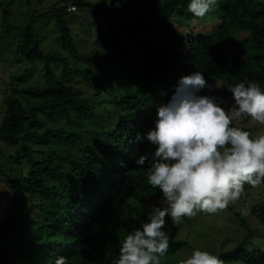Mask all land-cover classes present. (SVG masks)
Here are the masks:
<instances>
[{"label":"trees","instance_id":"obj_1","mask_svg":"<svg viewBox=\"0 0 264 264\" xmlns=\"http://www.w3.org/2000/svg\"><path fill=\"white\" fill-rule=\"evenodd\" d=\"M65 1L76 9H100L85 0ZM130 1L132 21L100 9L106 22L105 27L93 23L97 47L79 54L102 67L99 75L91 74L89 68L69 67L67 58L41 48L34 21L22 28L17 44L22 59L32 65L40 63L46 76L40 84L17 89L16 98L4 99L0 141L12 145L22 140L13 162L18 163L20 157L26 162L0 170V181L14 192L12 215L0 240L14 227L25 229L27 235L22 247L0 244V264H53L59 256L67 257V264H113L123 235L146 219L149 203L161 196L159 188L147 181V165L138 167L135 159L150 153L153 146L145 134L154 126L157 106L168 101L179 77L202 72L211 88L200 94L224 100L219 89L242 80L264 89V6L258 0H217L207 13L206 28H215L214 36L205 35L202 25L196 27L197 32L189 31L193 29L189 21L201 19L188 11L189 0ZM6 7L4 1L3 14L9 13ZM43 14L53 16L62 45L73 50L74 36L63 18L65 7L57 3ZM240 33L245 38H239ZM53 66L61 67L66 75L78 73L91 91L85 95L79 86L64 82ZM40 117L64 122L42 128ZM25 140L43 147L33 149ZM122 195L134 202L131 207L139 210V219L117 217L123 229L95 233L94 225L111 219ZM251 212L264 226V204L252 207ZM164 231L169 237L166 252L186 245L175 238L167 222ZM219 258L264 264V252L242 244Z\"/></svg>","mask_w":264,"mask_h":264},{"label":"clouds","instance_id":"obj_2","mask_svg":"<svg viewBox=\"0 0 264 264\" xmlns=\"http://www.w3.org/2000/svg\"><path fill=\"white\" fill-rule=\"evenodd\" d=\"M216 5L217 0H189L187 9L204 17ZM205 88L211 85L204 74L193 71L179 77L168 101L157 106L154 126L145 134L152 151L140 154L135 164L147 165L146 178L159 188L160 204L152 205L146 219L123 235L113 264H159L169 247L165 217L178 222L197 212L215 213L237 200L245 183L253 187L264 183V135L252 137L249 131L230 126L248 118L264 124V89L247 80L229 84L228 103L200 94ZM0 189L11 190L3 181ZM67 259L56 257L53 264H67ZM179 264L223 261L195 248Z\"/></svg>","mask_w":264,"mask_h":264},{"label":"rangeland","instance_id":"obj_3","mask_svg":"<svg viewBox=\"0 0 264 264\" xmlns=\"http://www.w3.org/2000/svg\"><path fill=\"white\" fill-rule=\"evenodd\" d=\"M5 1L9 13H2L3 2ZM100 9H105L122 16L128 21L133 20L134 12L131 9L132 3L130 0H85ZM264 6V0H258ZM0 125L3 120L4 111L6 109L4 99L7 97L16 98L15 91L32 84H40L45 77V71L40 63L35 62L34 65L24 61L17 49L18 40L22 32L24 24L32 20L39 31V43L41 48L48 53H55L61 58H67L69 67L73 65L81 69L89 68L90 73L99 75L102 72L100 65L85 61L79 57V54L89 53L95 45L97 31L94 21H97L101 27H105L106 15L100 9L91 11L84 7L77 8L74 13L66 11V4L69 1L62 0H0ZM65 7L63 18L67 23V27L72 36H74L73 50H69L62 45L59 37V31L54 26L53 16L47 15L44 17V12L52 8L56 4ZM41 9L38 14H34L33 10ZM40 16V17H39ZM44 17V18H42ZM189 20V19H188ZM192 30L197 32L198 25H202V30L207 36H214L217 32L215 28L207 29L210 17L206 14L198 21L191 19ZM178 29L188 31L187 28L178 26ZM207 29V30H206ZM206 30V31H205ZM239 38H245V35L240 33ZM247 47L243 49L246 51ZM78 53V56L76 55ZM52 69L64 82H70L83 89L85 95L91 91L86 80L74 73L66 75L62 72V68L53 66ZM215 87H218L216 84ZM219 93L225 95V101L231 102V94L227 89H219ZM24 98V97H22ZM227 107V104L223 105ZM42 128L45 126H58L64 121L59 118L48 121L44 117H40ZM232 125L248 129L252 137L264 135V124L252 121L250 118L242 121H233ZM23 144L19 140L17 144H6L0 141V170L17 168L20 164H24L26 159L20 157L19 162H13V157L19 151V145ZM24 144L28 147L38 150L43 145L34 140H25ZM152 147V146H151ZM150 147V148H151ZM153 148V147H152ZM152 148L150 152L152 151ZM2 177V175H0ZM162 195V194H161ZM160 197L153 198L149 203L152 205L160 204ZM134 204L127 200V196H119L114 204L112 217L107 222H97L93 229L95 233L109 234L111 231L123 229L116 221L117 217L124 219L133 218L139 219V210L131 207ZM264 204V186L257 185L255 187L245 183L244 190L240 197L235 201H230L224 209H219L215 213L197 212L192 217H182L180 221L174 222L170 217H165V221L173 229L176 239L183 240L186 245L177 252H165L159 258V264H179V261L191 254L195 248L207 250L218 257L222 252L230 251L239 244H242L246 249L254 248L264 252V226L260 224L258 219L251 212L252 207H258ZM2 207V203L0 202ZM27 231L21 227H14L0 240L1 247H22L23 238H26ZM7 238V241L5 239ZM223 264H242L241 262H223Z\"/></svg>","mask_w":264,"mask_h":264},{"label":"water","instance_id":"obj_4","mask_svg":"<svg viewBox=\"0 0 264 264\" xmlns=\"http://www.w3.org/2000/svg\"><path fill=\"white\" fill-rule=\"evenodd\" d=\"M9 188L11 189L10 186ZM0 198L3 201L2 211L0 214V235H1L5 227L9 223V220L12 215V206L14 202L13 190L0 189Z\"/></svg>","mask_w":264,"mask_h":264},{"label":"built area","instance_id":"obj_5","mask_svg":"<svg viewBox=\"0 0 264 264\" xmlns=\"http://www.w3.org/2000/svg\"><path fill=\"white\" fill-rule=\"evenodd\" d=\"M66 11L68 13H73L74 11H76V6L73 3L68 2L66 4ZM1 211H2V207L0 206V214H1Z\"/></svg>","mask_w":264,"mask_h":264},{"label":"bare ground","instance_id":"obj_6","mask_svg":"<svg viewBox=\"0 0 264 264\" xmlns=\"http://www.w3.org/2000/svg\"><path fill=\"white\" fill-rule=\"evenodd\" d=\"M1 200V199H0ZM1 203H3V201L1 200Z\"/></svg>","mask_w":264,"mask_h":264}]
</instances>
